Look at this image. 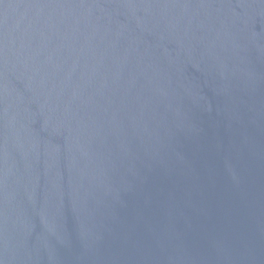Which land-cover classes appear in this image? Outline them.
Returning <instances> with one entry per match:
<instances>
[{
    "label": "water",
    "instance_id": "1",
    "mask_svg": "<svg viewBox=\"0 0 264 264\" xmlns=\"http://www.w3.org/2000/svg\"><path fill=\"white\" fill-rule=\"evenodd\" d=\"M0 264H264V0H0Z\"/></svg>",
    "mask_w": 264,
    "mask_h": 264
}]
</instances>
